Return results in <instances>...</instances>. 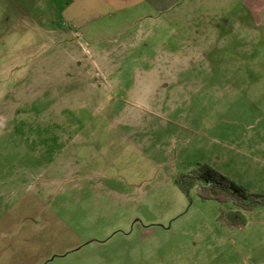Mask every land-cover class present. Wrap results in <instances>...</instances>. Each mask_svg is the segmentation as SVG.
<instances>
[{"label":"rangeland","instance_id":"obj_1","mask_svg":"<svg viewBox=\"0 0 264 264\" xmlns=\"http://www.w3.org/2000/svg\"><path fill=\"white\" fill-rule=\"evenodd\" d=\"M261 3L116 19L102 38L75 36L37 90L3 93L0 75V261H31L38 246L82 261L92 240L130 243L140 225L204 230L233 211L178 182L204 163L243 181V163L264 161Z\"/></svg>","mask_w":264,"mask_h":264},{"label":"crops","instance_id":"obj_2","mask_svg":"<svg viewBox=\"0 0 264 264\" xmlns=\"http://www.w3.org/2000/svg\"><path fill=\"white\" fill-rule=\"evenodd\" d=\"M193 1L196 0H0V75L8 78L2 83V92L40 88L42 77L51 76L50 70L58 59L72 58L75 36L102 38L101 26L114 27L116 19H127L138 12L169 16ZM261 1L244 0V6L256 13V8L263 5ZM198 24L195 35L202 34V22ZM206 165L230 177L214 163ZM241 169L249 179L230 178L263 202L248 211L234 207L245 223L232 216L222 221L219 213L214 225L204 230L175 231L140 225L124 235L130 243L111 244L108 238L95 244L92 240L79 249L82 261L67 259L71 251L68 248L59 254L66 259L58 261L54 250L38 246L33 247L32 260L20 264H264V161L257 160L251 166L243 163ZM253 175L260 180L252 182Z\"/></svg>","mask_w":264,"mask_h":264},{"label":"trees","instance_id":"obj_3","mask_svg":"<svg viewBox=\"0 0 264 264\" xmlns=\"http://www.w3.org/2000/svg\"><path fill=\"white\" fill-rule=\"evenodd\" d=\"M178 183L183 191L186 190V185L199 187L206 194L205 199L216 200L220 203L232 202L237 209L248 211L258 205H263V202L258 201L255 195L248 194L245 188L239 186L229 176L223 175L206 164L200 165L198 170L189 175L182 176ZM231 216L241 223L246 222L239 210L223 212L220 218L226 222Z\"/></svg>","mask_w":264,"mask_h":264}]
</instances>
